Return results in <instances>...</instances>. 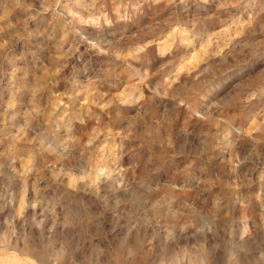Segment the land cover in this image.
<instances>
[{
  "label": "rangeland",
  "instance_id": "rangeland-1",
  "mask_svg": "<svg viewBox=\"0 0 264 264\" xmlns=\"http://www.w3.org/2000/svg\"><path fill=\"white\" fill-rule=\"evenodd\" d=\"M0 264H264V0H0Z\"/></svg>",
  "mask_w": 264,
  "mask_h": 264
}]
</instances>
